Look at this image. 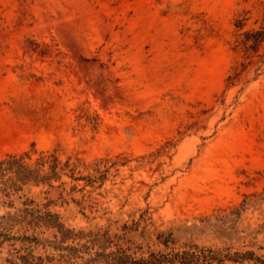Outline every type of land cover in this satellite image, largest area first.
I'll return each mask as SVG.
<instances>
[{
  "label": "rangeland",
  "instance_id": "rangeland-1",
  "mask_svg": "<svg viewBox=\"0 0 264 264\" xmlns=\"http://www.w3.org/2000/svg\"><path fill=\"white\" fill-rule=\"evenodd\" d=\"M262 30L264 0H0V161L70 164L0 218L71 231L0 229V264L264 258Z\"/></svg>",
  "mask_w": 264,
  "mask_h": 264
},
{
  "label": "trees",
  "instance_id": "trees-1",
  "mask_svg": "<svg viewBox=\"0 0 264 264\" xmlns=\"http://www.w3.org/2000/svg\"><path fill=\"white\" fill-rule=\"evenodd\" d=\"M251 37L254 43H259L264 39V30L257 31ZM24 157H28V154L24 153L19 157L8 155L6 159L0 161V184L3 186L1 192L5 198H10V190L14 192L21 190L18 183L25 185L31 182L40 184L50 183L52 180L58 181L61 179L62 172L70 166L68 161L62 164L55 154H41L37 159L36 168H31L24 163ZM45 166H48L47 170H44ZM71 170L73 171V169ZM70 177L77 179L73 175ZM41 224L56 228L60 233L71 232L65 230L63 224L59 222L58 215L51 212L36 215L32 210L25 209L22 214L0 218V229L3 230H9L15 225L34 228ZM229 250L230 248L216 251L194 247L192 251L176 253L172 257L152 253L148 259L133 260L130 261V264H226V262L243 263L246 260L253 261L252 264H264V258L256 256L253 252L231 254ZM125 258L128 259V257Z\"/></svg>",
  "mask_w": 264,
  "mask_h": 264
}]
</instances>
